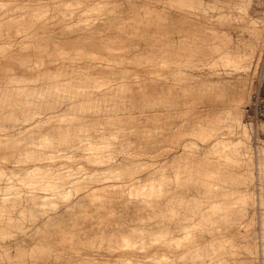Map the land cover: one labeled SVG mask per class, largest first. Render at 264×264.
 I'll list each match as a JSON object with an SVG mask.
<instances>
[{
	"label": "bare ground",
	"instance_id": "obj_1",
	"mask_svg": "<svg viewBox=\"0 0 264 264\" xmlns=\"http://www.w3.org/2000/svg\"><path fill=\"white\" fill-rule=\"evenodd\" d=\"M249 6L0 0V230L20 221L2 232L0 261L93 264L81 253L104 248L120 264H183L237 239L255 251L264 139L243 118L264 16ZM233 16L238 37L221 28ZM25 220L67 226L36 245Z\"/></svg>",
	"mask_w": 264,
	"mask_h": 264
},
{
	"label": "rangeland",
	"instance_id": "obj_2",
	"mask_svg": "<svg viewBox=\"0 0 264 264\" xmlns=\"http://www.w3.org/2000/svg\"><path fill=\"white\" fill-rule=\"evenodd\" d=\"M249 12H250L251 16H253L254 18L259 17V16H264V0H250ZM239 19L240 18L237 17V16H233V17H231V19L229 18L228 20H226V18H223V19H221V22L223 23L221 25V28L225 32H228L231 36L238 37L240 35V32H239V29H238L237 26L240 25V23H241V21H238ZM246 34H247V32H245V31L242 33V35H246ZM263 52H264V42H263ZM261 64L264 65L263 61H261V63L259 64V69L260 70H259L258 74L255 76V78L253 79L252 84L250 85V89L248 91L249 94L247 93V96L248 95L249 96L247 97L248 100L246 101V105L249 103V98H250L251 94L253 92H256L257 89L260 90L261 94H263L262 90H263V86H264L263 85L264 84V77L263 78L260 77V72L262 70L264 71V69H262L263 66ZM258 85H259V87L257 88L256 86H258ZM243 119H244V122L246 123L247 128L251 132L252 140L254 139L255 142L256 141L259 142L258 137L259 138L261 137L262 139H264V132L261 130L262 129V126L264 124V121H261L260 120L256 124H254V125L253 124H250L249 123V120L247 118V112H246V110H245L244 118ZM252 126H254V127L256 126L255 127L257 129L256 130V138L254 137V134L252 132V128H253ZM263 164H264V158H263ZM260 168H261V171L260 172L258 171V174H257V177L258 178L254 176V179L252 180L254 182L252 183L251 186L253 187V192L254 193L252 194L251 203H250V206H249V207H252L250 209V211L251 210L254 211V219L252 220V223L250 224V228L252 229V231L254 230L253 231L254 238L250 239L251 240L250 243L253 246H255V251L252 252V253H249L247 250H245V248H243V245L245 244L244 241H242L241 239L240 240L237 239V241L235 240L234 241V244L232 243V245L235 246V247L234 246L233 247L236 248V251L238 253L235 251L234 248L232 249V247L229 246L230 243H226L227 244L226 245L227 248H226V251H225L226 253L225 252H224L225 254L224 253H220L221 256H220L219 253H212L207 248L206 251L205 250L200 251L199 252V256L196 259L191 260V258H188L186 260H180L181 263H183V264L184 263H186V264L187 263L188 264H198V262H199V264H254V263L255 264H264V168H263V171H262V167L261 166H260ZM258 169H259V166H258ZM256 180H257V182H256ZM254 184H256V185L254 186ZM228 186H230L231 188H233L235 186V184L233 182H231V180L229 179ZM256 187H257V189H256ZM254 190H256V191H254ZM257 192H258V194H257ZM26 211H24V214L23 215L28 216L30 214V212L28 210H26ZM18 221L19 220H13V221L9 222L10 225L8 224L9 225V229L8 228L6 229V227L8 226L7 225V226H4L5 229H1L0 230V236L2 235V237H0V240H2L4 238L6 239V237L2 234L3 231H6L7 232V231H9V230H11L13 228H14V230L17 229L16 224H19L20 223V221L19 222ZM27 222L29 223L30 221L25 220L24 224H25V226L27 224V227H30V228H27V227H25V228H27V230L30 229L29 230L30 232H29V235L26 236V238L27 239H30L31 237H32L31 239H34L35 238L36 239L35 242H38V243H36V245H42L44 243H52V241H53V237L52 236H54V232L57 230L56 228L57 227H59V228L61 227V229L64 228V230H65V228H66L65 226H67L64 223H62V225H61V222H55V223H51V224L47 223L46 225H43V227L40 226L41 229L39 227H38V229H36L37 228L36 222H34V223H31L30 222L32 224V225H30V223H29L30 226H28V223ZM6 223H7L6 221H3V222H0V225L1 226L3 224L6 225ZM31 226H32V228H31ZM55 226H57V227H55ZM33 227H35V228H33ZM245 227H246V223L245 222L238 223V226H237L238 229L244 231ZM32 229H34V230H32ZM52 230H54V231H52ZM35 231L38 232V233H36ZM45 231H46L47 236H46V234H44ZM31 232H33V233H31ZM34 233H36V234H34ZM29 236H31V237H29ZM39 237H41V238L43 237V239H42L43 242L41 241V238H39ZM47 237H48V239H47ZM238 241H240V242H238ZM33 242H34V240H33ZM239 245H240V247H239ZM64 246L66 247V245H64ZM81 246H83V245H81ZM228 246L230 247V249L232 251H229L230 249H229ZM67 247H68V245H67ZM83 247H85V246H83ZM99 250H101V252L100 253L98 252L97 254H95L93 256V257L97 256L98 258H96V257L93 258L92 255H89L88 256L87 254H83V253H81L82 256L79 253V256H81L80 257L81 259H82V257H83V259L92 258L93 260H95L93 262V264H120V257H119L120 254L118 252L117 253L116 252H108L104 248H101ZM243 250H245V251H243ZM66 251H68V249ZM68 252H70V251H68ZM65 254L68 255L67 252ZM103 254H105V255H103ZM113 254H115V255H113ZM109 255H111L110 256V259H109ZM99 256H101V257H99ZM112 256L115 258V261H113L114 259H113ZM125 256H128V255L125 254ZM211 257H212V259L214 258L212 260L213 263L211 262V259H209ZM105 258L107 259V261H106ZM219 258L221 259L222 262H216V260H219ZM226 259H227V261H226ZM214 260H215V262H214ZM249 260H251V261H249ZM55 261H57V259H54V257L53 258H47L46 257V258H43L40 261H38V263H36V264H43V263L44 264L45 263H47V264H50V263L51 264H55ZM63 261L66 262V259H64V260L62 259V260H60V262L59 261L58 262L59 263H63ZM202 261H203V263H201ZM58 262H56V263H58ZM0 264H8V261L6 262V261L2 260V261H0Z\"/></svg>",
	"mask_w": 264,
	"mask_h": 264
},
{
	"label": "built area",
	"instance_id": "obj_3",
	"mask_svg": "<svg viewBox=\"0 0 264 264\" xmlns=\"http://www.w3.org/2000/svg\"><path fill=\"white\" fill-rule=\"evenodd\" d=\"M245 110L250 124L254 125L260 120L264 121V95L260 90L251 94Z\"/></svg>",
	"mask_w": 264,
	"mask_h": 264
},
{
	"label": "crops",
	"instance_id": "obj_4",
	"mask_svg": "<svg viewBox=\"0 0 264 264\" xmlns=\"http://www.w3.org/2000/svg\"><path fill=\"white\" fill-rule=\"evenodd\" d=\"M264 85V84H263ZM263 94H264V86H263V90H262Z\"/></svg>",
	"mask_w": 264,
	"mask_h": 264
}]
</instances>
